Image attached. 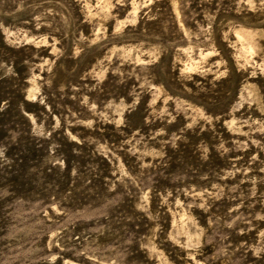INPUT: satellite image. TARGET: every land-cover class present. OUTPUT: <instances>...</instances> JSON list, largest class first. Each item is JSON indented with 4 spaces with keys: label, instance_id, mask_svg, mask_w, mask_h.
Listing matches in <instances>:
<instances>
[{
    "label": "rangeland",
    "instance_id": "obj_1",
    "mask_svg": "<svg viewBox=\"0 0 264 264\" xmlns=\"http://www.w3.org/2000/svg\"><path fill=\"white\" fill-rule=\"evenodd\" d=\"M0 264H264V0H0Z\"/></svg>",
    "mask_w": 264,
    "mask_h": 264
}]
</instances>
